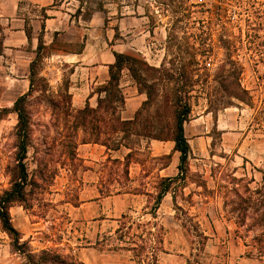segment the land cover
Segmentation results:
<instances>
[{
  "label": "rangeland",
  "instance_id": "1",
  "mask_svg": "<svg viewBox=\"0 0 264 264\" xmlns=\"http://www.w3.org/2000/svg\"><path fill=\"white\" fill-rule=\"evenodd\" d=\"M22 3L23 11L37 10ZM81 4L85 18L96 14L92 58L97 66L106 64L112 50L150 66L165 64L182 83L173 60L181 50L188 60L186 52L196 49L199 66L193 81L207 92L193 94L192 113L184 124L191 146L188 178L154 210V186L160 177L179 172L180 153L174 142L143 140L137 148L139 163L131 165V182L123 188L113 180L114 165L108 159L123 160L129 151L80 144L78 161L73 162L61 145L58 109L37 100L32 106L34 141L26 160L25 201L9 209L21 246L15 247L0 222V264H32L29 253L35 255V264H88L99 255L105 264H152L151 259L143 260L157 246L163 250H157L159 264H264V0H81ZM182 13L188 17L176 28ZM3 36L2 32L0 109L11 108L29 90L30 61L36 57L8 52ZM68 66L51 57L49 49L42 52L38 70L42 76L48 73L45 77L56 97L87 76L79 67L71 78ZM167 82L177 81L166 78L160 83ZM239 84L248 91L246 102L223 90L233 91ZM103 85L90 84L93 99L82 108L97 107ZM121 87L126 97L122 117L132 119L146 93L139 98L127 68ZM16 124L14 112L0 119V197L12 187ZM78 135L85 137L82 130ZM142 183L152 196L133 192ZM119 228L122 232L117 233ZM121 236L134 244L133 250H115ZM159 237L163 244H156Z\"/></svg>",
  "mask_w": 264,
  "mask_h": 264
},
{
  "label": "trees",
  "instance_id": "2",
  "mask_svg": "<svg viewBox=\"0 0 264 264\" xmlns=\"http://www.w3.org/2000/svg\"><path fill=\"white\" fill-rule=\"evenodd\" d=\"M182 9L189 11L187 5H182ZM186 13L178 17L175 27L184 19H187ZM181 28V27H180ZM27 36L31 37V30H26ZM47 47L44 45L42 37L36 52L35 59L30 63L29 90L19 96L11 108L0 109V119L5 113L14 112L17 115V124L15 126L14 147H15V165L11 168L12 187L0 197V222L4 231L9 233L14 240L17 249L21 246L18 231L11 223L9 209L14 203L25 201V186L29 179V173L26 166L28 152L33 147L34 141V121L32 116V106L37 100L46 101L51 107L58 109L59 115L56 119L62 128L61 137L64 139L61 145L65 148V154L73 162L78 161L77 149L80 144L94 143L107 148V151L117 152L122 148L129 152L124 159H108L113 163L111 176L113 180L121 187L126 188L131 182L130 167L133 163H139L136 156L139 155L137 149L143 140L172 141L175 144V150L180 153V163L178 174L175 177H160L155 188L154 210H158L163 199L173 188H178L179 184L186 181L189 173V159L191 155V146L189 139L185 134L184 124L190 119L192 113V99L194 93L207 92V87L200 86L193 81L192 74L197 71L199 61L196 57V49L191 47L194 52H186L191 58L186 60L180 53L173 64L179 68V77L184 79L182 83L179 78L170 73L165 64L160 67L150 66L145 60L139 61L125 53L114 51L115 62L109 65V79L100 87V97L97 107H91L89 104L84 108L75 110L72 106V95L69 90L56 94L51 92V85L45 76L41 75L38 66L42 60V52ZM139 65L141 68H139ZM127 68L137 83L140 93H146V100L142 103L132 119H124L122 111L126 105V97L121 87V77L123 70ZM242 69V68H241ZM139 70L146 73L151 78L150 81L145 75L140 74ZM174 80L177 82L167 84L160 83L163 79ZM198 88V89H197ZM226 96H231L237 100L246 102L248 91L242 84H239L233 91L223 89ZM39 93V96L35 94ZM221 102V101H220ZM153 109V110H152ZM56 126V125H55ZM82 130L85 134L83 139L79 138L78 132ZM141 188H134L133 192L152 196L142 183ZM180 209V208H179ZM123 218H126L123 215ZM187 219L192 221L187 215ZM124 225L126 223H123ZM186 228V225L183 224ZM122 232V228L117 233ZM124 236L118 238L120 243L115 250H133L131 242L125 241ZM206 236H203L205 239ZM111 238H106L110 241ZM156 244H163V238L159 237ZM128 246H132L131 248ZM139 257L143 255V246L139 245ZM158 246L153 247L152 253L144 255L143 263L149 259L152 264H159ZM43 254H47L46 251ZM29 262L35 264V255L29 253L26 255ZM53 260V258H51ZM63 263V261H61ZM82 264V263H78Z\"/></svg>",
  "mask_w": 264,
  "mask_h": 264
},
{
  "label": "crops",
  "instance_id": "3",
  "mask_svg": "<svg viewBox=\"0 0 264 264\" xmlns=\"http://www.w3.org/2000/svg\"><path fill=\"white\" fill-rule=\"evenodd\" d=\"M23 1L29 2L27 6L37 10L32 13L23 11ZM85 11L81 0H0V34L4 33L2 45L8 52H25L35 56L42 37L50 56L69 65L71 78L76 75L79 67L87 71V76L83 74L81 77L82 82L69 87L75 110L81 109L88 100L93 99L90 98L93 91L90 84H105L109 79V65L115 62L111 50L107 54L106 64L96 65L98 61L92 58L96 50V43L93 42L97 31L96 14L85 18ZM111 19L112 17H108V23L112 22ZM104 23L105 19H102L99 25ZM27 29L31 30L30 38L26 34ZM112 31L114 36L115 30ZM108 33L110 37V30ZM44 75L48 77V73ZM139 95V98L144 96L143 93ZM88 264H105L103 255L90 260Z\"/></svg>",
  "mask_w": 264,
  "mask_h": 264
}]
</instances>
